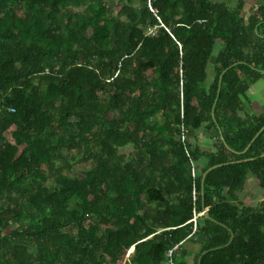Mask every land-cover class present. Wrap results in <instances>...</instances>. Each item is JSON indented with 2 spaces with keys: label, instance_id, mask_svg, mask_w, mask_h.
<instances>
[{
  "label": "trees",
  "instance_id": "1",
  "mask_svg": "<svg viewBox=\"0 0 264 264\" xmlns=\"http://www.w3.org/2000/svg\"><path fill=\"white\" fill-rule=\"evenodd\" d=\"M247 4L0 0V264H264Z\"/></svg>",
  "mask_w": 264,
  "mask_h": 264
},
{
  "label": "rangeland",
  "instance_id": "2",
  "mask_svg": "<svg viewBox=\"0 0 264 264\" xmlns=\"http://www.w3.org/2000/svg\"><path fill=\"white\" fill-rule=\"evenodd\" d=\"M230 1H235L237 2V0H230ZM249 4H247L246 6V10L251 8L253 4H257V3H264V0H248ZM116 9V7H115ZM251 91L254 93V95H257L256 97V102H254L253 106L257 111H261L262 110V106H260V102L264 104V78L261 79L259 82H257L256 84H254L252 86ZM259 104H258V102ZM8 136L10 137V133H8ZM203 134H200L201 137V141H203ZM264 190L259 186V182L255 179V177L251 176L247 182V188L245 190V196L247 197L244 201L247 202H251L253 201V199H249L252 196H257L260 195V198L257 200H264V197H262L261 195H263ZM254 200V201H257ZM130 257V253L128 254L127 258ZM179 261V259H178Z\"/></svg>",
  "mask_w": 264,
  "mask_h": 264
},
{
  "label": "built area",
  "instance_id": "3",
  "mask_svg": "<svg viewBox=\"0 0 264 264\" xmlns=\"http://www.w3.org/2000/svg\"><path fill=\"white\" fill-rule=\"evenodd\" d=\"M194 195H196V193L194 192ZM195 199H196V196H195ZM204 213V211L203 212H201L199 215H202ZM197 218L195 217L194 218V221H195V231H196V229H197V220H196ZM179 244L178 245H176V246H174L173 248H171V249H169L168 251H167V253H166V256H167V258H168V262H169V264H178L176 261H175V253L179 250Z\"/></svg>",
  "mask_w": 264,
  "mask_h": 264
},
{
  "label": "water",
  "instance_id": "4",
  "mask_svg": "<svg viewBox=\"0 0 264 264\" xmlns=\"http://www.w3.org/2000/svg\"><path fill=\"white\" fill-rule=\"evenodd\" d=\"M205 176H206V173L204 174V176H203V193H204V178H205ZM204 215L205 216H208L209 217V209L208 208H205L204 209ZM233 239H234V233H232V236H231V239H230V241L227 243V245H229L232 241H233ZM223 246H219V247H217L216 249H218V248H222ZM207 251H209V250H206L205 252H203V254L204 253H206Z\"/></svg>",
  "mask_w": 264,
  "mask_h": 264
},
{
  "label": "crops",
  "instance_id": "5",
  "mask_svg": "<svg viewBox=\"0 0 264 264\" xmlns=\"http://www.w3.org/2000/svg\"><path fill=\"white\" fill-rule=\"evenodd\" d=\"M233 3H235V1H232ZM254 102H256V101H254ZM254 102H253V104H254ZM258 102V101H257ZM258 104H259V102H258ZM260 106H261V104H259ZM262 197H264V193H263V195H261ZM252 197H259L260 198V195H257V196H252ZM259 198H249V199H253V201L254 200H257V199H259ZM246 199V198H245ZM245 199H243V200H245ZM253 201H251V202H253ZM194 249H196V247L195 248H193V250ZM131 251V250H130ZM130 253V252H129ZM131 254V253H130ZM190 260L192 261V260H194V255H192V256H190ZM201 260V257H200V259H199V261Z\"/></svg>",
  "mask_w": 264,
  "mask_h": 264
},
{
  "label": "clouds",
  "instance_id": "6",
  "mask_svg": "<svg viewBox=\"0 0 264 264\" xmlns=\"http://www.w3.org/2000/svg\"><path fill=\"white\" fill-rule=\"evenodd\" d=\"M203 214H204V213H203ZM203 214H202V215H203Z\"/></svg>",
  "mask_w": 264,
  "mask_h": 264
}]
</instances>
